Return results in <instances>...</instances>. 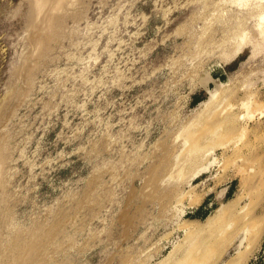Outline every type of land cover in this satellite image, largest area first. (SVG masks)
Segmentation results:
<instances>
[{"label":"rangeland","instance_id":"374dc122","mask_svg":"<svg viewBox=\"0 0 264 264\" xmlns=\"http://www.w3.org/2000/svg\"><path fill=\"white\" fill-rule=\"evenodd\" d=\"M252 4L0 0V264H264Z\"/></svg>","mask_w":264,"mask_h":264},{"label":"bare ground","instance_id":"6f19581e","mask_svg":"<svg viewBox=\"0 0 264 264\" xmlns=\"http://www.w3.org/2000/svg\"><path fill=\"white\" fill-rule=\"evenodd\" d=\"M240 1V0H239ZM242 1V0H241ZM248 1V0H247ZM261 0H253V4L251 5V6H249V8H247L246 10H248V11H250L251 9H253L254 7H255V3H257V2H260ZM263 2V1H262ZM241 3V2H240ZM245 3V2H244ZM248 3V2H247ZM246 4V3H245ZM255 4V5H254ZM258 4V3H257ZM262 4V3H261ZM254 5V6H253ZM246 6V5H245ZM241 7V6H240ZM255 9L256 10H253L252 12H253V16H255L256 17V19H257V21H256V25H258L259 26V24H261V22H262V20L264 19V3H263V5H261V7H260V9H258V8H256L255 7ZM249 13V12H248ZM247 13V14H248ZM252 14V13H251ZM251 16V15H250ZM253 18V17H252ZM223 30V29H222ZM230 31V30H229ZM262 31V30H261ZM224 33V32H223ZM227 33V32H226ZM233 33V32H232ZM235 34H237L236 32H235ZM242 35H243V33H241ZM232 35V34H231ZM231 35H230V37H231ZM233 37V36H232ZM229 39H231V38H229ZM233 39V38H232ZM229 42V41H228ZM214 95V94H213ZM220 146H222V145H220ZM213 161H214V159H213ZM212 161V162H213ZM211 161L209 162L210 164L212 163ZM209 163H208V165H209ZM205 165V164H204ZM207 165V166H208ZM206 166V165H205ZM205 166H203V167H205ZM202 167V168H203ZM201 168V169H202ZM206 168V167H205ZM200 169V168H199ZM204 170V169H203ZM197 172H200V170L199 171H197ZM195 173H196V171H195ZM198 174V173H197ZM195 175V174H194ZM69 220V219H68ZM50 237V236H49ZM47 239V238H46ZM48 240H49V238H48ZM49 243V242H48ZM26 247V246H25ZM16 250V249H15ZM14 250V251H15ZM28 252H29V250H28ZM13 254H14V252H12ZM13 256V255H12ZM9 257V256H8ZM14 258V257H13ZM9 259V258H8ZM10 260V259H9ZM13 260V259H12ZM13 262V261H12Z\"/></svg>","mask_w":264,"mask_h":264},{"label":"trees","instance_id":"16d2710c","mask_svg":"<svg viewBox=\"0 0 264 264\" xmlns=\"http://www.w3.org/2000/svg\"><path fill=\"white\" fill-rule=\"evenodd\" d=\"M203 99V97L200 95V94H194V95H192V97H191V102L192 103H194V104H196L197 102H199L200 100H202ZM231 184H229V186H228V188H227V191H226V193H225V196L227 197V195L229 194V192H230V189H231ZM200 209V206H198L194 211H193V215H197L198 214V210Z\"/></svg>","mask_w":264,"mask_h":264},{"label":"crops","instance_id":"0c3cea01","mask_svg":"<svg viewBox=\"0 0 264 264\" xmlns=\"http://www.w3.org/2000/svg\"><path fill=\"white\" fill-rule=\"evenodd\" d=\"M223 73V71L222 72H218V73H216V74H210V77H211V79H217V80H219L220 79V77H221V74ZM229 186V185H228ZM228 186L225 188V192H224V196H225V193H226V191H227V188H228ZM229 194H230V192H229ZM228 194V195H229ZM211 204V202H207L206 203V206H204V205H199L200 206V209L198 210V211H202V209H204V210H207V208L206 207H208L209 205ZM195 210V209H194Z\"/></svg>","mask_w":264,"mask_h":264}]
</instances>
